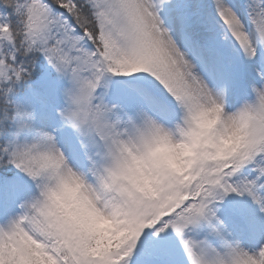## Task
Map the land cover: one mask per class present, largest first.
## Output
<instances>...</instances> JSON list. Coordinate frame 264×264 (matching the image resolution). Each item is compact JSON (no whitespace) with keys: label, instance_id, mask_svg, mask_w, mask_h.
Wrapping results in <instances>:
<instances>
[{"label":"snow or ice","instance_id":"6c2138e0","mask_svg":"<svg viewBox=\"0 0 264 264\" xmlns=\"http://www.w3.org/2000/svg\"><path fill=\"white\" fill-rule=\"evenodd\" d=\"M0 264H264V0H0Z\"/></svg>","mask_w":264,"mask_h":264},{"label":"clouds","instance_id":"9594fccd","mask_svg":"<svg viewBox=\"0 0 264 264\" xmlns=\"http://www.w3.org/2000/svg\"><path fill=\"white\" fill-rule=\"evenodd\" d=\"M196 119H197V124L199 125L200 128L202 129L207 128L216 122L217 113L216 111H209L200 114ZM242 132L243 129L241 127H233L228 135L223 137L218 143H215L212 146L220 151L228 148L229 146H233L239 141ZM161 150L164 151L166 149L162 147Z\"/></svg>","mask_w":264,"mask_h":264}]
</instances>
